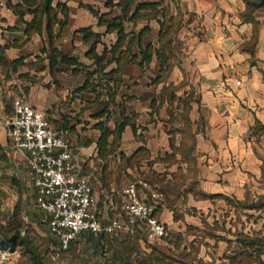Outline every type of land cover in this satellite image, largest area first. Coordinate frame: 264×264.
I'll use <instances>...</instances> for the list:
<instances>
[{
	"label": "crops",
	"instance_id": "1",
	"mask_svg": "<svg viewBox=\"0 0 264 264\" xmlns=\"http://www.w3.org/2000/svg\"><path fill=\"white\" fill-rule=\"evenodd\" d=\"M7 1L0 7V222L16 216L22 233L38 230L25 155L6 137L12 101L23 96L71 143L80 173L91 176L100 221L125 218L122 189L131 181L164 193L155 215L166 227L165 236L146 241L140 223L126 233L139 231V241L148 242L141 257L155 251L156 258L148 264H163V256L173 264H264V14L259 13L258 0H136L154 3L157 14L123 21L127 41L149 27L144 44L157 41L173 26L167 39L172 45L177 42L170 49L177 59L168 83L185 91L190 126L185 136L174 124L171 130L165 128L170 113L162 103L160 68H152L156 55L146 63L134 48L132 54L139 57L132 61L124 46L113 50L116 31L99 24L100 16L114 17L116 6L107 0H53L58 18V2L68 12L63 26L52 25L50 37L44 15L40 25L26 33L25 22L33 14L22 0ZM18 6L22 11L14 10ZM151 10L145 6L139 14ZM148 35L153 38L145 42ZM94 54L104 55L101 68ZM61 55L75 62L62 61ZM102 103L107 104L105 113ZM121 109L135 116L141 127L136 133L145 135V144L138 145L131 126L122 133L134 142L127 148L131 154L141 145L146 148L150 155L145 162H120L98 154V123L113 127ZM123 239L113 238L112 250H119ZM12 251L16 264H23ZM109 263L119 261L111 258Z\"/></svg>",
	"mask_w": 264,
	"mask_h": 264
},
{
	"label": "built area",
	"instance_id": "2",
	"mask_svg": "<svg viewBox=\"0 0 264 264\" xmlns=\"http://www.w3.org/2000/svg\"><path fill=\"white\" fill-rule=\"evenodd\" d=\"M6 0H0L4 7ZM236 85L240 82L236 81ZM8 120V143L25 155L27 180L35 191L38 221L57 240L53 250L58 257L67 251L81 232L94 235L131 233V225L142 224L144 239L150 243L165 236L166 227L155 216L156 203L164 193L140 180L122 189L125 218L100 221L94 210L96 198L91 176L80 173L69 140L50 127L43 113L23 96L13 99ZM144 187L145 193L139 191ZM0 264H16L9 246H0Z\"/></svg>",
	"mask_w": 264,
	"mask_h": 264
},
{
	"label": "trees",
	"instance_id": "3",
	"mask_svg": "<svg viewBox=\"0 0 264 264\" xmlns=\"http://www.w3.org/2000/svg\"><path fill=\"white\" fill-rule=\"evenodd\" d=\"M22 1H23L24 5L27 6L26 10L29 13L33 14L32 20L30 22H25L26 33H30L31 28H37L40 25L41 17L43 15L47 18L46 29H47V33L50 37H52L51 28H52V25L54 23H57L59 25V27H61L65 24L68 11H67V7L63 3L58 2L56 4L58 11L61 13V18H58L55 14V9L52 5L53 0H39L40 3L37 7H33L34 3L37 0H22ZM6 2H7V0H6ZM135 2H136V0H117L116 3H113L112 0H107L108 5L111 4V6H114V7L116 6L118 8V10L115 13L114 17H112V18L103 19V17L100 16L99 17V24L104 23L106 25L108 32L116 31L117 41L112 46L113 50H117L119 47L124 46V48H126V50L129 52V54L132 55L131 56L132 61L136 60L140 55L141 59L144 60L146 63H149L153 59V53H154L156 55L157 60H160L161 69H162V67L164 65H167L166 64L167 62H166L165 51L168 50V48H167L168 46L170 48V40L167 39V34H168V30L170 27L168 26L166 28L165 32L161 33L159 35L160 38L155 42L151 41V42H148L147 44H144L142 42L143 35L149 31L148 26H145L144 28H142V30L138 33V35L133 34L129 38V40L127 41V39H126L127 34L124 32V26H123V21L125 19L137 20L140 17L149 18V17H153L158 12V11H154L155 10V8H154L155 4L154 3H140V2H138L137 4H135ZM7 3H5V4H7ZM145 6L152 7V10L148 13H145V14H139V10ZM14 10L18 11V12L22 11L21 7H19V6H18V9H14ZM160 25L162 27V23ZM80 31H82L83 34L85 35V34H87L88 30L82 29ZM94 48H95V42L91 45L89 51H93ZM134 48L139 50V52H138L139 55L136 53L132 54ZM93 58L95 60L96 66L101 68L103 66L101 61H102V59H104V55L97 56L96 54H94ZM61 59H62V61H65L67 63L75 62L74 59L67 58L63 55H61ZM116 61L118 63V60H116ZM12 64H14V61L11 62V65ZM111 73L116 74V70L112 71ZM114 81L117 82L118 81L117 78H115ZM86 82L87 81H85L84 85L86 84ZM101 105L104 106L102 113H105L106 108H107V104L102 103ZM126 125L131 126L133 133L134 134L136 133L137 126H136L135 120L127 118V116H125V113L122 111V109L120 111V119L117 120L115 128H114V126L113 127L107 126L106 124H104V122L98 123L97 127L100 130V134H99V137L97 140V146L99 149L98 154L101 158H104L103 155L105 153L106 154L115 153L117 148H119L117 146V144L107 143L109 141L108 137L115 134L117 139H119L122 132L124 131V128ZM142 150H144V149L139 147L128 160L131 162H135V163L139 164L140 161H136V159L138 157L136 155H138V152L140 153ZM263 170H264V168H263ZM38 224H40L39 221H38ZM6 227H9L8 229L12 230L15 233L13 238L16 237L17 239H19L23 247H25V248L28 247V245H25V244H27V240L29 239L28 235H27L28 231H26L24 233L21 232L22 225H21L18 217L15 216V218L13 220H8V222L6 224H2L0 222V230L1 231L5 230ZM46 231L48 232L47 228H46ZM48 234L56 240V238L54 236H52L49 232H48ZM82 234H89L91 238H93V237L101 238L100 242L103 243L102 245H105L104 248H105L106 252L109 253V256H110L109 258L110 259L116 258V260L119 261V264H130L128 261H126V259L129 260L131 256L136 254V252H139L137 249L138 248L137 245H139V239L141 237V233L139 231H137L135 233V235H133V236H127V235H124V237L120 236L124 239L121 241L122 245H121V248L119 250H117V249L112 250V248H111L112 247V244H111L112 239L113 238H120L118 235H108V234L94 235V234L87 232V231L81 232L78 235H82ZM56 242H57V240H56ZM101 247H103V246H101ZM31 255H32V259L34 262L38 261L37 255H34V254H31ZM141 258H142L141 260L136 261V264H148L147 263L148 259L153 260L156 258L155 251H152V252H150V254L143 256ZM110 259H108L107 264H111V263H109ZM160 261L163 264H173V262L170 261L168 257H164V256L162 258H160Z\"/></svg>",
	"mask_w": 264,
	"mask_h": 264
},
{
	"label": "rangeland",
	"instance_id": "4",
	"mask_svg": "<svg viewBox=\"0 0 264 264\" xmlns=\"http://www.w3.org/2000/svg\"><path fill=\"white\" fill-rule=\"evenodd\" d=\"M257 7L259 9V13L264 14V1L263 0H258ZM6 28L7 27L3 29H6ZM172 31H173V26L172 28L171 27L169 28L168 33ZM152 38H153V35L146 36L145 42H147L148 40H152ZM175 44L177 45V42H175L174 45ZM174 45H172V42H170V48L168 46L167 47L168 50L165 51L167 65H164L161 69L160 60H157L156 63L153 62L152 68L154 70H156L157 67L160 68L159 69L160 79L164 81V84H165L163 85V88L161 90V93L163 96L162 103L163 104L167 103L166 111L170 113V119L165 121V125H167L165 126V128L168 130H171L174 124V126L176 125L180 129H182V132H183L182 134L183 136H185L186 130L190 129V126L186 121L185 100L183 99L185 96V91L176 90L174 86L168 83V82H171V80H173V73H171V67H172V64L174 65L177 59L175 56L172 57L171 52H170L171 47ZM150 74L152 75V73ZM178 104H182L183 106H178ZM180 109L182 110L180 111ZM173 113H176V116H174L176 119H178L176 120V122L172 121L171 114ZM125 116H127V118L129 119H133V120L136 119L134 115L126 114ZM116 123L117 121H114V128H115ZM138 127L141 128L140 126L137 125V128ZM108 140L109 141L107 143L117 144L119 148H117L115 153H109V154L105 153L103 155L104 156L103 159H107L109 156L110 160H115V161L120 160V162L124 160L127 163L131 162L128 159L133 155V152L131 154L129 152L131 150H128L129 149L128 147L132 145L134 142L125 140L122 134L119 139H117L116 135L114 134L112 136H109ZM169 140L171 142L170 147H173V144H172L173 139L170 138ZM135 141L138 143V145L140 143L145 144V135L143 134L139 135L138 133H135ZM140 147L143 148L144 150H142L140 153L138 152V155H136L138 156L136 161L145 162V160L148 159V156L150 154L143 145H141ZM114 157H117V158L115 159ZM162 160H170V157L168 158L164 157ZM8 228L9 227H6L5 230L3 231L0 230L1 231L0 232V246H9L11 250H14L15 256L17 257V261H19V257H20L23 264H107L108 259H109V253L106 252L104 248L105 245H102L103 243L100 242L101 238H97V237L91 238L89 234L78 235L77 238L71 242L68 250L60 254L58 257H56L53 254V250L56 247L57 242L53 237H51L48 234L44 226L38 224V230H34L33 232L28 230L29 234L27 235L29 239L27 240V244L25 245H28L29 248L23 247L20 240L17 239L16 237L13 238L15 233L12 230H9ZM124 235H126V233L118 234L119 237L120 236L124 237ZM147 245H148V242L141 243L139 241V245H137L138 246L137 249L139 252H136L135 255L131 256L129 259L130 261L128 259H126V261L131 262L132 264H135L136 261H138L141 257L140 253L144 251V248L148 247ZM31 254L37 255L38 261L34 262Z\"/></svg>",
	"mask_w": 264,
	"mask_h": 264
}]
</instances>
